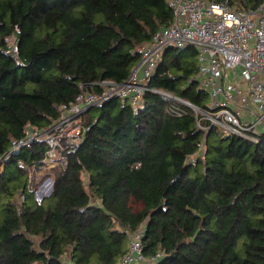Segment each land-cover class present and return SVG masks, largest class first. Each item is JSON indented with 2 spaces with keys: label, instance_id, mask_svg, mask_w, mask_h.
<instances>
[{
  "label": "trees",
  "instance_id": "1",
  "mask_svg": "<svg viewBox=\"0 0 264 264\" xmlns=\"http://www.w3.org/2000/svg\"><path fill=\"white\" fill-rule=\"evenodd\" d=\"M229 1L256 9L263 0ZM173 20L168 0H0V159L28 129H50L61 105L101 93V81L124 82L138 47ZM198 65L196 47L169 46L139 104L113 97L85 111L82 139L58 146L41 200L49 143L10 154L0 264H120L141 227L145 255L163 253L158 264H264V136L205 134L193 110L171 115L172 100L154 91L206 110L208 91L190 81Z\"/></svg>",
  "mask_w": 264,
  "mask_h": 264
},
{
  "label": "built area",
  "instance_id": "2",
  "mask_svg": "<svg viewBox=\"0 0 264 264\" xmlns=\"http://www.w3.org/2000/svg\"><path fill=\"white\" fill-rule=\"evenodd\" d=\"M174 20L154 34L150 42L138 47L140 60L122 83L104 80L101 93L85 91L74 102L60 106L61 117L50 128L67 126V140L79 143L84 133L82 114L107 99L120 97L132 104L140 103L149 80L169 46L198 50V72L194 80L208 91L206 110L165 91L172 100L168 111L181 116L187 108L194 111L198 126L206 133L216 128L222 136H237L259 143L264 136V0L256 9H241L229 0H168ZM31 132V133H30ZM30 129L27 134L42 135ZM32 137L16 144L0 159V172L10 154L27 144ZM203 143L201 144V147ZM48 150L46 164L55 155ZM49 160V161H48ZM49 165V164H48ZM129 249L120 264H158L163 253L152 257L144 253L145 228L129 232Z\"/></svg>",
  "mask_w": 264,
  "mask_h": 264
},
{
  "label": "rangeland",
  "instance_id": "3",
  "mask_svg": "<svg viewBox=\"0 0 264 264\" xmlns=\"http://www.w3.org/2000/svg\"><path fill=\"white\" fill-rule=\"evenodd\" d=\"M122 99V98H121ZM31 133V132H30ZM29 137H32L33 139H44L46 140L50 147L53 148L52 153H55V155L50 159L49 163L46 164V166L43 167L39 172H37V182L38 186L36 189V198L38 200H41L42 197L49 195L53 190V178L47 177L48 173L54 168V166L58 162V158L60 157V152L58 150V146L62 145L65 146L66 144L70 143L67 140V126L62 125L59 127H56L54 129H48L47 133L42 135H31L29 134ZM197 157L192 156L189 160L193 161ZM49 164V165H48ZM47 175V176H46ZM131 204L133 205L134 210H139L143 207L142 202L140 201H133L131 200Z\"/></svg>",
  "mask_w": 264,
  "mask_h": 264
},
{
  "label": "water",
  "instance_id": "4",
  "mask_svg": "<svg viewBox=\"0 0 264 264\" xmlns=\"http://www.w3.org/2000/svg\"><path fill=\"white\" fill-rule=\"evenodd\" d=\"M43 198V197H42Z\"/></svg>",
  "mask_w": 264,
  "mask_h": 264
}]
</instances>
